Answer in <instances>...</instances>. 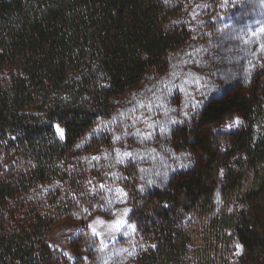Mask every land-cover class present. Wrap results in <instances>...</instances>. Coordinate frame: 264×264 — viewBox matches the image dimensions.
Returning <instances> with one entry per match:
<instances>
[{"label": "trees", "instance_id": "obj_1", "mask_svg": "<svg viewBox=\"0 0 264 264\" xmlns=\"http://www.w3.org/2000/svg\"><path fill=\"white\" fill-rule=\"evenodd\" d=\"M0 264H264V0H0Z\"/></svg>", "mask_w": 264, "mask_h": 264}, {"label": "rangeland", "instance_id": "obj_2", "mask_svg": "<svg viewBox=\"0 0 264 264\" xmlns=\"http://www.w3.org/2000/svg\"><path fill=\"white\" fill-rule=\"evenodd\" d=\"M193 99L197 102L198 95L194 94ZM54 127L57 136L63 139L64 128L58 123H55ZM58 128L63 130L62 136L58 133ZM90 185L93 187L95 183H91ZM131 209V204L127 202L115 203L110 217H106L100 213H94L87 220L86 226L92 234L97 236L101 245L113 243L117 240L121 227L125 225ZM81 229L82 223L64 220L54 226L48 238L49 244L52 247L58 248L68 260H73L75 255L71 249L70 241Z\"/></svg>", "mask_w": 264, "mask_h": 264}, {"label": "snow or ice", "instance_id": "obj_3", "mask_svg": "<svg viewBox=\"0 0 264 264\" xmlns=\"http://www.w3.org/2000/svg\"><path fill=\"white\" fill-rule=\"evenodd\" d=\"M233 123H234V124H239L240 121H239V119L237 118ZM230 126H231V125H230ZM57 131H58V133H59L61 136L63 135V130H62V129H59V128H58ZM93 231H95V229H93ZM236 248H237V255H239V254H240V251L242 250L241 245L237 244V245H236ZM128 255L131 256V255H133V253L129 252Z\"/></svg>", "mask_w": 264, "mask_h": 264}, {"label": "flooded vegetation", "instance_id": "obj_4", "mask_svg": "<svg viewBox=\"0 0 264 264\" xmlns=\"http://www.w3.org/2000/svg\"><path fill=\"white\" fill-rule=\"evenodd\" d=\"M82 228H83V225H82ZM82 230V229H81ZM80 232V231H79ZM77 235V234H76ZM70 243H71V241H70ZM106 245H108V244H105V245H101V246H106ZM70 246H71V244H70ZM72 249V248H71ZM74 259H75V257H74Z\"/></svg>", "mask_w": 264, "mask_h": 264}]
</instances>
